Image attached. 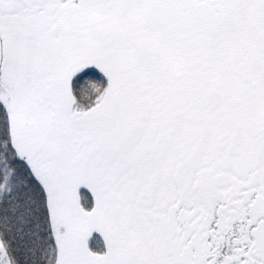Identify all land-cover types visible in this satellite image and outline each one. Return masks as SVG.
Here are the masks:
<instances>
[{
    "label": "snow or ice",
    "instance_id": "1",
    "mask_svg": "<svg viewBox=\"0 0 264 264\" xmlns=\"http://www.w3.org/2000/svg\"><path fill=\"white\" fill-rule=\"evenodd\" d=\"M0 264H264V0H0Z\"/></svg>",
    "mask_w": 264,
    "mask_h": 264
}]
</instances>
